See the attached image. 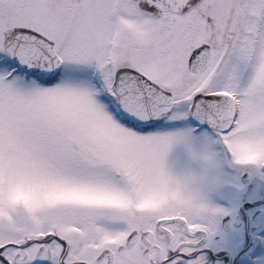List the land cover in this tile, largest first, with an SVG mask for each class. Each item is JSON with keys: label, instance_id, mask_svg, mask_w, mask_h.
Listing matches in <instances>:
<instances>
[{"label": "snow or ice", "instance_id": "6c2138e0", "mask_svg": "<svg viewBox=\"0 0 264 264\" xmlns=\"http://www.w3.org/2000/svg\"><path fill=\"white\" fill-rule=\"evenodd\" d=\"M0 264H264V0H0Z\"/></svg>", "mask_w": 264, "mask_h": 264}]
</instances>
